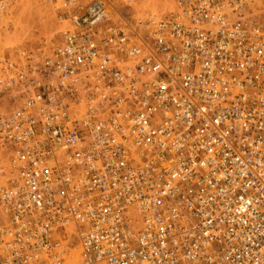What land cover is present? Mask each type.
<instances>
[{
  "label": "built area",
  "instance_id": "1",
  "mask_svg": "<svg viewBox=\"0 0 264 264\" xmlns=\"http://www.w3.org/2000/svg\"><path fill=\"white\" fill-rule=\"evenodd\" d=\"M42 1L59 39L0 54V264H264V0Z\"/></svg>",
  "mask_w": 264,
  "mask_h": 264
},
{
  "label": "rangeland",
  "instance_id": "2",
  "mask_svg": "<svg viewBox=\"0 0 264 264\" xmlns=\"http://www.w3.org/2000/svg\"><path fill=\"white\" fill-rule=\"evenodd\" d=\"M165 0H147L144 11L160 10ZM9 28L0 19V54L15 47L48 46L59 39L60 25L50 4L42 0H14L9 12Z\"/></svg>",
  "mask_w": 264,
  "mask_h": 264
}]
</instances>
